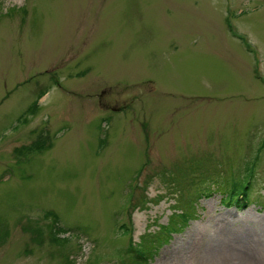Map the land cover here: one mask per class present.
I'll return each instance as SVG.
<instances>
[{"label":"rangeland","instance_id":"obj_1","mask_svg":"<svg viewBox=\"0 0 264 264\" xmlns=\"http://www.w3.org/2000/svg\"><path fill=\"white\" fill-rule=\"evenodd\" d=\"M226 224L264 249V0H0V264H221Z\"/></svg>","mask_w":264,"mask_h":264},{"label":"bare ground","instance_id":"obj_2","mask_svg":"<svg viewBox=\"0 0 264 264\" xmlns=\"http://www.w3.org/2000/svg\"><path fill=\"white\" fill-rule=\"evenodd\" d=\"M221 217L223 219H228V217L224 215H221ZM231 229L233 230H231V234H229L228 224H226L225 228L219 226V232L223 235V237H218L216 239H212L210 236L197 232L194 235L196 241H191L192 243L190 244H194L195 249L204 253L205 256H208L215 261H218L219 259L221 264H232L231 258L234 256V251L235 249L238 250V247L242 245V243H244L246 247L252 245L255 246L256 249L263 253L264 258V249L258 246V243H261V240L258 241V239L252 237L250 234L246 233V230L243 228L234 229V227H232ZM240 234L242 235L239 238ZM247 261L249 264H263L264 262V260L258 261L250 257L247 258Z\"/></svg>","mask_w":264,"mask_h":264},{"label":"trees","instance_id":"obj_3","mask_svg":"<svg viewBox=\"0 0 264 264\" xmlns=\"http://www.w3.org/2000/svg\"><path fill=\"white\" fill-rule=\"evenodd\" d=\"M23 12L26 14L27 9H23ZM41 97V95H40ZM37 102H35L33 105H31L29 107V113H34L36 111L37 108ZM26 115H24V120L23 121H27V117H25ZM47 139H42V142L40 143H31L30 145H24L20 148H17L16 150L20 151H24L25 149L28 150L29 152L33 151V150H42V149H46L48 148L50 144L46 143ZM210 192V188L208 189ZM212 192V191H211ZM250 198V189L246 186H241V187H237V185H235L232 189L230 188L228 192H226V196L223 198L224 202L226 204H235L239 207L244 206L243 203H245L246 200H248ZM184 212V211H183ZM175 215V213L173 214ZM47 216H52V220H51V227L49 229V233L54 235V239H58V230H55V225L59 222V218L58 215H56L53 211H49ZM182 218H186L188 216V213H182L181 215ZM182 223V222H181ZM174 225L178 224V222L174 221L173 222ZM174 227V226H173ZM173 227H165L164 228V232L166 233V235H170L175 229H172ZM144 249L139 250V251H134L131 249L130 246L127 247V253H130L133 257L132 261L133 262H137L139 264H145L147 263L146 261H148L150 259V250H149V245L145 242H142ZM145 256L147 258H145Z\"/></svg>","mask_w":264,"mask_h":264}]
</instances>
